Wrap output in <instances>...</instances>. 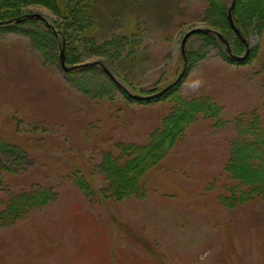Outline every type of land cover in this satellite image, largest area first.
Returning a JSON list of instances; mask_svg holds the SVG:
<instances>
[{
  "label": "rangeland",
  "instance_id": "1",
  "mask_svg": "<svg viewBox=\"0 0 264 264\" xmlns=\"http://www.w3.org/2000/svg\"><path fill=\"white\" fill-rule=\"evenodd\" d=\"M116 1L0 0V22L21 16L0 28V264H264V197H224L239 125L264 126V0L236 2L243 62L232 0H161L160 19ZM57 25L67 66L106 60L122 87L64 72ZM192 101L216 115L147 154Z\"/></svg>",
  "mask_w": 264,
  "mask_h": 264
},
{
  "label": "trees",
  "instance_id": "2",
  "mask_svg": "<svg viewBox=\"0 0 264 264\" xmlns=\"http://www.w3.org/2000/svg\"><path fill=\"white\" fill-rule=\"evenodd\" d=\"M237 0L235 1V4L233 5L231 9V16L232 20L235 22V15H234V10H235V5H236ZM227 6L225 7V18L228 23L227 19ZM21 16L16 15L13 16L12 18H8L9 21L13 20L10 24H7L5 26H0V28H7L13 26V24L17 23L15 20L19 19ZM6 21V20H3ZM229 25V24H228ZM230 26V25H229ZM60 33V44L62 45L63 40L66 41V34L64 30L57 25ZM237 27V26H236ZM231 28V27H230ZM238 29V27H237ZM52 29H49V32H51ZM240 32V30L238 29ZM242 35V32H240ZM243 35L241 36V38ZM244 38V37H243ZM245 39V38H244ZM239 43L243 47L244 44L241 39H238ZM64 48V55H65V62H67V55H66V45L64 43L63 45ZM244 60H242L243 62ZM238 62V61H236ZM75 63V62H73ZM78 64V63H75ZM74 64V65H75ZM106 67L110 66V63L106 60H103V63ZM73 65V64H71ZM107 67V68H108ZM76 69H81V70H86V67L82 68H76ZM74 69V70H76ZM73 71V70H72ZM197 102V101H196ZM195 101H192L187 105V108L181 110V112L174 114L172 118L170 116L168 117V120L166 119L165 122H167L166 127L157 134L155 139L152 141V145L149 148H145L146 153H154L156 156L158 154V149L162 148L161 150H165L167 146H171V144L174 142L176 139L177 135V129H180V122L182 123H191L194 121V113L193 112H203L207 115H216L217 112L208 110L209 106L205 103L204 105H200L196 103ZM184 121V122H183ZM170 122V123H168ZM184 124L181 125V128H183ZM242 125V126H241ZM240 126V129L242 133L238 137V139L235 140L236 142V147L234 148V154L236 161L230 162L229 169L232 171L230 173L229 178L231 181H233L235 184L232 186H227L226 190L228 195L224 196L225 201L227 204V200L230 201L231 203H236L240 201H248V200H254L255 198H263L264 197V126H262L260 120H258V117L255 119H252L251 121H248L247 123H242ZM179 131V130H178ZM177 132V133H176ZM147 147V146H146ZM150 149V150H148ZM140 152L142 151L139 149ZM123 151V150H121ZM135 150H124L122 154L126 156V161H124L126 165H132L130 168L132 171L133 169L136 168H142L143 162L145 163L146 156L140 154H134ZM133 155L131 160H127V156ZM149 157V155H148ZM234 158V159H235ZM120 159V158H117ZM116 159V161H118ZM109 160L108 162H105L106 164L109 165V171H114V165L111 164V158L107 157L106 161ZM231 160V159H230ZM120 163V162H119ZM105 164V165H106ZM227 167V166H226ZM260 172L262 175L259 177H256V173ZM132 181L131 177L130 178H124V180H120V184H130ZM243 188L242 191L239 193H236V190L239 188Z\"/></svg>",
  "mask_w": 264,
  "mask_h": 264
},
{
  "label": "water",
  "instance_id": "3",
  "mask_svg": "<svg viewBox=\"0 0 264 264\" xmlns=\"http://www.w3.org/2000/svg\"><path fill=\"white\" fill-rule=\"evenodd\" d=\"M233 4H234V0H233V2L231 3V6L228 8V11H227V17H228V19H229V21H230V25L232 26V28H233V29L235 30V32H237V34L240 36L239 31L237 30V28H235V27L233 26L234 24H233V22H232L231 9H232V7H233ZM30 17H39V15H32V16H30ZM15 21L17 22V21H20V20L17 19V20H15ZM9 22H13V20H11V21H9ZM9 22H0V25H7V24H10ZM207 31H208V30H206V29H201V28H195V29H192V30L188 31V32L184 35V37H183L182 40L184 41V40L187 38V36L190 35L191 33L207 32ZM219 38H221V37H219ZM224 43L227 44V42H224ZM61 47H62V48H60V64H61L62 68H63L65 71H70V70L75 69V68H82V67L94 66V65H98V64H99V62H92V63L80 64V65H77V67H76V66H67V65H65L63 43H62ZM248 51H249V48L247 47V49H246V53H248ZM246 53H245L242 57H238V56H233V57H234L236 60H241V59H243V58L246 56ZM103 70L106 72V74H107V75H108V76H109V77H110V78H111L116 84H118V86L122 87V86L120 85V83L116 80V78H114V76L110 73V71H109L108 69L104 68ZM164 91H165V89H163V90L157 92L155 95L145 96V97H143V98H141V99H144V100L152 99L153 97H156V96H158V95H161Z\"/></svg>",
  "mask_w": 264,
  "mask_h": 264
},
{
  "label": "bare ground",
  "instance_id": "4",
  "mask_svg": "<svg viewBox=\"0 0 264 264\" xmlns=\"http://www.w3.org/2000/svg\"><path fill=\"white\" fill-rule=\"evenodd\" d=\"M136 3H137L136 0H118L116 1L115 6L117 10H122V9L125 10V9H130L131 7L135 6ZM159 3H161V0H153V2H149L147 0H143V2L139 1L140 10L145 13L149 12L151 14L152 12H154L157 16V19H160L159 17L160 14L157 13L160 11V7L158 6Z\"/></svg>",
  "mask_w": 264,
  "mask_h": 264
}]
</instances>
